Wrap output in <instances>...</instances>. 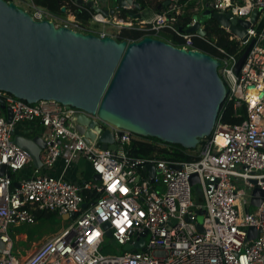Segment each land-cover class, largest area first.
Here are the masks:
<instances>
[{
  "label": "built area",
  "instance_id": "1",
  "mask_svg": "<svg viewBox=\"0 0 264 264\" xmlns=\"http://www.w3.org/2000/svg\"><path fill=\"white\" fill-rule=\"evenodd\" d=\"M91 1L97 6L102 0ZM190 2L194 0H170L148 20H142V14L139 20L122 18L123 11L128 15L134 8L115 5L111 7L113 16L91 14L86 29L80 28L74 17L72 21L58 20L62 27L115 40L122 28L137 29L154 39L168 32L182 41L174 47L185 50H196L194 39L202 40L218 53L214 58L227 92L225 101L232 105L236 117H241L243 109V121L234 126L217 121L211 135L196 146L190 162L132 159L124 146L134 135L101 123L96 114L92 117L101 131L111 133L115 152L102 150L97 139L87 143L76 131V117L85 114L82 110L54 100L28 104L0 91V99L12 113L10 122L0 116V170L4 169L0 176V264H264V197L259 206L251 203L255 189L264 192V0H207L205 10L212 9L228 20L250 21L251 14L257 12L245 40L230 33L229 41L237 44L232 53L197 32L186 33L199 21L195 14L186 30L174 26ZM33 9V20L50 21L52 16L45 10ZM92 24L110 30L93 33ZM200 29H204L202 24ZM250 45L236 69L238 58ZM20 125L29 126V136L39 137L45 147L39 157L40 168L19 179L15 188L13 177L31 164L28 153L14 143L15 129ZM79 158L88 163L92 177L100 176L99 181L90 179L78 185L64 178L63 173ZM59 160L63 173H47ZM148 165L154 166L153 177L146 170ZM192 175L201 187L199 205L192 200L196 185L190 184ZM83 192L98 198L86 205ZM198 211H202L200 223ZM36 212L67 216L70 224L18 257L13 254L9 227L35 223ZM104 224H108L107 229ZM250 227L260 231L251 241L247 240ZM107 231L109 239L122 248L143 244L135 251L103 255Z\"/></svg>",
  "mask_w": 264,
  "mask_h": 264
},
{
  "label": "water",
  "instance_id": "2",
  "mask_svg": "<svg viewBox=\"0 0 264 264\" xmlns=\"http://www.w3.org/2000/svg\"><path fill=\"white\" fill-rule=\"evenodd\" d=\"M77 2L104 16H113L111 4L120 9L130 5L137 11L128 13L133 20L141 19L143 9L136 0H114V3L105 0V7L103 1L97 6L91 0ZM202 15L245 40L246 30L254 24L257 12L251 14L250 21L228 20L209 10ZM200 26L198 21L186 33L197 32L205 37L206 32ZM218 66L217 59L208 54L179 49L148 36L132 42L117 41L56 27L47 20L35 21L14 3L0 0V91L28 104L54 100L82 110L86 115L76 117L75 129L87 143L97 139L102 150L115 152L116 148L111 133L101 131L99 122L93 119L95 114L101 123L134 136L194 150L201 139L211 135L226 99ZM0 110L10 122L11 110L2 99ZM13 139L28 153L32 166L40 168L39 157L45 143L39 137ZM146 170L153 177L154 166L148 165ZM3 174L1 169L0 176ZM92 179L99 181L100 176L93 175ZM197 183V176H190V184ZM252 195V205L259 206L264 192L255 189ZM201 215L202 211H198V218ZM103 228L107 229L108 224ZM198 230L202 232L201 226ZM258 233L250 227L247 240H254ZM106 237H111L110 231ZM142 244L143 241L126 245L123 251L138 250Z\"/></svg>",
  "mask_w": 264,
  "mask_h": 264
},
{
  "label": "trees",
  "instance_id": "3",
  "mask_svg": "<svg viewBox=\"0 0 264 264\" xmlns=\"http://www.w3.org/2000/svg\"><path fill=\"white\" fill-rule=\"evenodd\" d=\"M3 1L7 3H14V0ZM77 1L78 0H31V3L35 7L45 10L49 15H51L55 19L66 18L67 12L61 11V8L65 7V10H69V13L75 18L76 24H78L80 28L86 29L88 27V22L90 20L91 14H93L94 11L89 10L84 3L80 4ZM136 1L142 8L147 4L145 0ZM169 1L170 0H160L159 2H156L154 6L151 7L154 10L159 11L165 6L164 3H167ZM185 1L189 0H180L181 3ZM192 8L193 3H190V5L188 4L183 13L177 17V20L174 23V26L177 29L186 30L193 16L190 11ZM208 10L211 13H215V11L212 9ZM121 17L127 18L128 15L123 11L121 13ZM203 27L204 31L206 32L205 38L208 41L215 42L218 47L223 48L231 53L236 51L237 44L235 42L229 41V37L231 36V34L221 28L219 24H217L213 19L209 18L207 22L203 24ZM81 32L84 33L85 31ZM145 35L146 34L137 29L122 28L119 31V37L117 38V41H136L141 39ZM161 35H163V33ZM161 41L169 42L173 46H179L182 43L180 39L176 38L171 34L169 35L168 39H162ZM193 46L194 49L202 53L208 54L212 57L218 56V53L211 46H209L200 39H194ZM239 114H242L241 117L234 116L232 105L225 101L220 107L217 121L228 126H234L241 123L244 119L243 109L239 111ZM124 150L127 155L132 159L155 157L171 162H190L195 158L194 152L196 149L187 150L179 145H169L154 138L134 136V139L128 145L124 146ZM83 196H85L84 202L86 203V205L92 203L94 199L98 198V195L94 193L87 194L83 192ZM34 215L35 220H38L43 217H49L52 214H48L45 212H36L34 213Z\"/></svg>",
  "mask_w": 264,
  "mask_h": 264
},
{
  "label": "rangeland",
  "instance_id": "4",
  "mask_svg": "<svg viewBox=\"0 0 264 264\" xmlns=\"http://www.w3.org/2000/svg\"><path fill=\"white\" fill-rule=\"evenodd\" d=\"M146 5L141 10L142 14V20H148L152 17V13H155L157 11H154V9L151 6H154L156 2H159L160 0H145ZM106 2L114 3V0H106ZM193 8H197L198 11L194 13L199 22L203 25L207 22L208 18L203 17V12L205 11V4L207 3V0H194ZM189 3V5H190ZM14 4L27 12L30 16L34 14L33 5L31 3V0H14ZM116 4H111V7L115 6ZM50 21L56 26H60V22L58 19H55L54 17H48ZM66 18L69 21L73 20V16L70 13H67ZM90 31L93 33H97L100 30L109 31L108 26L103 25H97L92 24L89 26ZM75 30H78L75 28ZM169 33L164 32L163 35L155 37L159 40L162 39H168ZM180 49V48H179ZM248 49L243 53V55L238 58L236 69L239 67L241 62L245 59L247 55ZM235 69V70H236ZM76 160L72 161L74 164ZM85 174V172H84ZM192 200L195 204L199 205L201 203V187L199 184H196L193 186L192 191ZM201 221V218H198V222ZM70 224V220H62L59 219L56 215H51L49 217H43L35 221L33 224H20L18 226H10L8 230V234L11 237L13 241V254L18 257H23L27 254H29L35 246L40 244L45 238H52L58 233H60L62 230H64L68 225ZM25 237L24 240L22 238ZM19 252V255L16 254V252ZM123 251V248L120 246H117L114 241L107 238L104 240L103 248L101 250V253L103 255H117L120 254Z\"/></svg>",
  "mask_w": 264,
  "mask_h": 264
},
{
  "label": "crops",
  "instance_id": "5",
  "mask_svg": "<svg viewBox=\"0 0 264 264\" xmlns=\"http://www.w3.org/2000/svg\"><path fill=\"white\" fill-rule=\"evenodd\" d=\"M103 1V6L105 7L107 6V4L105 3V0ZM242 2V1H239ZM193 9V8H192ZM192 9L190 10L192 14L193 11ZM156 11V10H154ZM0 116L5 117V113L3 111L0 110ZM29 126L27 125H20L15 129V133L14 136H25V137H29V138H34L36 136L32 135V137H30L29 132H27V128ZM34 167L32 166V163L29 165V167H27V169H25L24 171L20 172L19 174H16V176L13 177V182L14 184H17V182L19 181V179L22 178H28V176L30 175L32 169ZM85 172V174H84ZM47 173L54 175V176H58L60 174L63 173V162L62 160H59L57 162V164L54 166V168L50 171H48ZM64 178L70 182L76 183L78 185L83 184L84 182L89 181L90 179H92V174L89 168L88 163L83 159V158H79L78 161L74 164H72V166H70L69 168H67L66 172L63 173Z\"/></svg>",
  "mask_w": 264,
  "mask_h": 264
},
{
  "label": "flooded vegetation",
  "instance_id": "6",
  "mask_svg": "<svg viewBox=\"0 0 264 264\" xmlns=\"http://www.w3.org/2000/svg\"><path fill=\"white\" fill-rule=\"evenodd\" d=\"M141 7V6H140ZM135 13H137V11H134Z\"/></svg>",
  "mask_w": 264,
  "mask_h": 264
},
{
  "label": "bare ground",
  "instance_id": "7",
  "mask_svg": "<svg viewBox=\"0 0 264 264\" xmlns=\"http://www.w3.org/2000/svg\"><path fill=\"white\" fill-rule=\"evenodd\" d=\"M149 37V36H148Z\"/></svg>",
  "mask_w": 264,
  "mask_h": 264
}]
</instances>
